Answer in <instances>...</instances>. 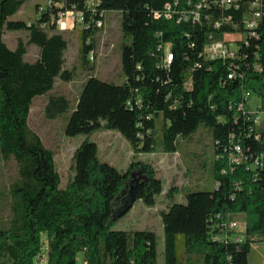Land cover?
I'll list each match as a JSON object with an SVG mask.
<instances>
[{"label":"trees","instance_id":"1","mask_svg":"<svg viewBox=\"0 0 264 264\" xmlns=\"http://www.w3.org/2000/svg\"><path fill=\"white\" fill-rule=\"evenodd\" d=\"M25 1L0 0V160L17 167L9 184L10 216L0 227V264H158L155 232L111 228L114 217L136 201L156 205L163 192L156 169L140 160L121 172L101 161L97 144L86 140L74 153V179L61 188L55 152L29 125L36 96L48 94L49 119L70 108L66 95L50 93L57 77L67 82L74 77L65 67L68 41L56 28L59 12L68 10L85 14L79 55L87 70L94 69L88 56L96 49V20L110 11L121 14L125 79L114 84L89 76L66 135L104 127L118 131L138 153H172L179 138L192 137L200 125L208 128L217 185L213 191L188 193L186 203L162 213L165 264H249L251 245L264 243V123L256 124L239 106L247 92L264 103V16L256 35L243 22L252 0H239V9L218 0H100L92 8L87 0H46L36 5V21L9 20ZM166 4L171 17L164 14ZM7 29L28 30V44L40 48L35 62L24 59L25 42L8 47ZM232 39L235 57L205 56L207 45L230 46ZM167 43L175 55L170 67L158 50ZM238 213L244 214L242 230L229 227ZM43 234L46 249L41 248Z\"/></svg>","mask_w":264,"mask_h":264},{"label":"rangeland","instance_id":"2","mask_svg":"<svg viewBox=\"0 0 264 264\" xmlns=\"http://www.w3.org/2000/svg\"><path fill=\"white\" fill-rule=\"evenodd\" d=\"M45 4L46 0H26L22 7L9 20H23L34 22L39 13L36 5ZM97 34L96 55L94 69L87 70L81 67L80 62V32L81 29H68L63 32L68 41L65 50V67L74 70L71 81L56 78L55 86L50 93L66 95L70 100V108L55 119L45 115V105L48 94L36 96L33 99L29 125L39 133L45 145L55 152V163L60 173V187L66 188L75 176V150L86 140L95 142L98 146V157L108 162L119 171L125 172L134 161L150 163L157 171V177L163 181V192L156 196V205L148 207L138 200L128 212H122L114 217L111 224L116 230L147 229L156 233L158 237V264H165L164 256V229L162 213L174 203H186L187 194L194 191H213L216 181L213 174L214 142L211 131L200 125L195 134L183 140L179 138L178 151L166 153H138L118 131L100 127L90 134L68 136L65 128L68 119L76 104V98L82 90L84 81L89 76L114 84L124 82L122 70V48L124 37L121 30V14L116 11L107 13ZM3 39L9 48L15 49L19 41L27 45L24 59L35 62L40 53L36 44H28V30H5ZM245 110L257 115L264 109L262 100L251 92L245 102ZM264 123V115L262 119ZM17 177V167L13 161L0 160V227L7 224L10 216L9 184ZM172 191V196L169 192ZM237 222L239 229L244 228V214H233L231 223ZM240 231L237 235H241ZM42 249L48 248L46 235L43 234ZM46 252H43L45 254ZM249 264H264V243L256 242L251 245Z\"/></svg>","mask_w":264,"mask_h":264},{"label":"built area","instance_id":"3","mask_svg":"<svg viewBox=\"0 0 264 264\" xmlns=\"http://www.w3.org/2000/svg\"><path fill=\"white\" fill-rule=\"evenodd\" d=\"M206 1V0H205ZM220 1V4L225 7V8H231L234 7L236 9L240 8L239 0H218L217 3ZM100 0H87V7L92 8L94 7ZM166 10H165V15L166 17H171L172 13L170 12L171 4H166ZM201 5H198V8H200ZM193 20H198L199 19V12L198 9L197 11H193ZM162 15L160 12H155V17L159 18ZM264 16V0H252L250 2V7L249 11L244 14V26L245 29L249 31V34L251 35H256V32L254 31L255 28L258 26L259 21L263 18ZM187 17V15H185ZM106 18V16L104 17ZM231 20V17L226 18V21ZM85 23V14L83 11H76V10H68V11H61L58 14V17L56 19V28L60 31H66L68 29H77V28H83ZM96 26L98 28H103V26H98V19L96 20ZM216 26L220 27L221 22H216ZM238 38H242V34L237 33ZM244 39V38H243ZM235 40V39H234ZM233 39L230 41V46H227V44L223 41H217L214 43H211L206 46L205 48V56L207 58H226V57H235V49H234V44L235 42ZM158 50H162L164 54V65L165 67H170L175 59L174 51L172 49V45L170 43H167L165 45H160L158 47ZM96 55V49L94 51H91L89 53V60L90 62L94 63ZM229 77H233V74H230ZM251 95V92H247L244 96V101L239 104L240 107H245L246 106V101L249 99ZM263 103V102H262ZM264 105V103H263ZM250 113V112H249ZM252 115V118L256 124H261L263 115H264V109L261 110L257 115ZM237 152H241V147L239 145H236L235 147ZM236 161H239L238 157H235ZM230 228H237L239 229V224L237 222H230L229 223ZM237 240H241L240 237L237 238ZM39 264H44L42 261L39 262Z\"/></svg>","mask_w":264,"mask_h":264},{"label":"bare ground","instance_id":"4","mask_svg":"<svg viewBox=\"0 0 264 264\" xmlns=\"http://www.w3.org/2000/svg\"><path fill=\"white\" fill-rule=\"evenodd\" d=\"M104 19H105V18H103V20H99V21H98V26H102V25H103Z\"/></svg>","mask_w":264,"mask_h":264}]
</instances>
